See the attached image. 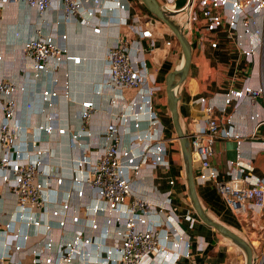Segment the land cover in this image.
I'll list each match as a JSON object with an SVG mask.
<instances>
[{"label": "built area", "instance_id": "built-area-1", "mask_svg": "<svg viewBox=\"0 0 264 264\" xmlns=\"http://www.w3.org/2000/svg\"><path fill=\"white\" fill-rule=\"evenodd\" d=\"M134 1L0 0V8L9 2L26 4L36 10L40 23H44L47 11L55 10L58 14L49 33L39 27L36 35L26 39L22 46L31 61L34 82L43 81L40 102L32 100L27 108L38 107L44 116L43 123L28 126L19 117L16 94L31 84L22 86L13 79L0 78V185L16 197L15 210L0 230V264H25L18 257L22 251L27 252L31 264H178L185 253L189 255L179 251L185 239L177 222L183 216L171 207L166 209L172 201L170 193L158 205L135 191V182L144 178L143 170L150 169L156 172L155 178H161L158 172L169 171L171 163L157 104L160 94L165 93V85L158 83L147 57L150 50L141 42L155 40L154 32L161 21L154 15L143 16L139 12L141 1ZM158 1L185 26L189 40L195 27L199 39L204 41L209 33L223 26L235 29L239 23L246 32L263 35L256 18L264 17V0H194L190 8L179 10L176 0ZM70 23L89 26L98 34L103 28H119L105 58L104 77L95 88L97 94L110 93L107 112L111 119L104 127L103 145L98 151H93L90 142L83 143L92 134L87 125L96 112L92 101L81 104L79 129L61 125V117L54 111L61 96L54 87L58 81L56 73L65 62L81 60L68 52L65 46L68 34L59 29L61 24ZM246 53L256 56L258 52L251 49ZM2 58L0 55V62ZM262 76L259 87H247L232 94L253 99L264 95V68ZM65 97L72 101L67 83ZM200 101L205 121L189 134L194 167L199 172L197 181L215 182L224 202L237 216L252 214L255 219L264 211V176L243 167L239 155L237 161L230 162L227 179L221 177L213 163L215 145L220 138L234 134L232 130L221 129L209 98ZM263 123L259 122L256 128ZM54 134L68 136L70 149L80 153L72 168V192L61 198L53 185L54 182L62 185L64 177L57 174L50 160L53 149L46 148ZM174 183L175 179L170 178L169 184ZM85 186L96 192V198L82 211L74 207L72 197L74 194L84 197ZM99 216L105 217L104 226L99 225ZM53 218L59 228L70 222L78 224L82 219L87 224L89 218L90 228L99 230L100 235L83 237L82 232H77L73 239L57 244L52 240L32 242L30 229L44 226L49 231ZM185 218L191 224L199 220L189 213Z\"/></svg>", "mask_w": 264, "mask_h": 264}, {"label": "crops", "instance_id": "crops-1", "mask_svg": "<svg viewBox=\"0 0 264 264\" xmlns=\"http://www.w3.org/2000/svg\"><path fill=\"white\" fill-rule=\"evenodd\" d=\"M133 2H135L133 0ZM134 4V3H133ZM139 12L143 16L152 15L139 5ZM57 12L49 10L45 13L44 23H40V17L36 10L24 3L9 2L0 8V78L13 79L19 85L31 86L16 94L19 102V117L24 124L34 126L44 122V116L38 107L33 110L27 108V103L32 100L40 102V88L43 81L34 82L33 67L31 61L25 56L22 46L26 39L36 35L39 27L44 33H49L52 24L56 21ZM181 19V16L179 17ZM257 25L263 30V35L246 32L243 24L239 23L235 29L223 26L220 30L208 34L206 40L199 39L197 27H195L190 42L193 48V60L191 70L186 82L178 89V110L180 120L185 132L192 134L205 121V114L201 98H209L215 108L214 116L219 120L222 130H232V137L220 138L216 145L214 165L221 172V177L227 179L226 172L230 170V162L240 161L249 172L258 176H264V123L258 128L259 122H264V95H258L254 99L249 95L234 96L235 91H244L247 87L253 89L263 83L264 68V17L256 18ZM60 32H67L68 39L65 46L68 52L80 57L79 63L73 60L65 62L56 73L58 81L54 87L61 93L56 100L54 111L61 117V125L68 126L71 130L82 126L80 118L81 104L89 100L94 103L96 112L88 125L91 136L85 137L84 142H90L93 151H98L103 145L102 132L105 125L111 119L108 111L110 93L97 94L96 86L102 81L106 70L105 58L112 46L119 28L111 26L103 28L101 33H94L92 28L79 23L61 24ZM16 32L20 35L17 36ZM155 40L143 39L142 44L149 48L147 57L155 73L158 83L166 85V78L170 72L180 67L183 62L182 49L175 46L172 50L167 43L175 39L158 24L154 32ZM133 38H138L132 34ZM154 44V47H153ZM212 44H216L215 47ZM256 50V56H250L247 50ZM66 83L69 84L72 101L65 97ZM158 102V100H157ZM158 110L161 122L164 125V136L168 139V160L171 163L169 171H159L161 178H155L156 172L150 169L143 170V179L135 182V191L142 197L160 205L170 193L171 203L166 209H173L183 216L177 222L178 231L184 236V244L179 248L183 255L178 264H239L242 255L230 240L217 232L214 228L197 220L194 224L188 222L185 216L189 213L198 216L193 209L189 198L185 163L182 156L180 141L176 138V132L167 106L166 91L158 102ZM2 113L0 111V121ZM53 149V157L50 159L58 175L64 177L63 184L54 182L53 187L58 189L59 197H66L72 192L73 181L71 179L75 158L79 157L78 150H71L68 136H51L49 146ZM1 155V149H0ZM175 179L174 185L169 184V179ZM85 196L76 194L72 197L75 208L85 210L91 201L96 198V192L84 187ZM199 198L206 210L213 212L217 220L230 228L237 225L243 230L257 232L260 240L264 239V211L257 218L252 214L237 216L224 202L219 189L213 181H197ZM95 202V201H94ZM16 207V197L4 185H0V230L10 220ZM91 217V216H89ZM99 225L104 226L106 219L99 216ZM82 219L80 223H69L64 228L57 226V219H52L53 227H32L30 229L31 241H49L54 244L73 239L77 232H82L83 237L99 236V230L90 228ZM87 227H86V226ZM172 252L175 250L172 247ZM2 248L0 247V252ZM244 253V252H243ZM25 264H31L27 252H19Z\"/></svg>", "mask_w": 264, "mask_h": 264}, {"label": "water", "instance_id": "water-1", "mask_svg": "<svg viewBox=\"0 0 264 264\" xmlns=\"http://www.w3.org/2000/svg\"><path fill=\"white\" fill-rule=\"evenodd\" d=\"M146 10L163 22L174 34L183 52V62L180 67L170 72L166 78V99L167 106L171 113L172 122L176 132V138L180 141L182 156L185 163L186 180L189 198L193 209L202 222L214 228L225 238L239 247L245 254V264H257L256 254L253 245L237 231L233 230L223 222L215 219L201 202L197 191L198 170L193 163L192 150L190 146L189 134L185 132L180 120L178 102L179 87L187 80L192 66L193 48L190 40L186 37L185 26H181L172 13L164 10L158 0H140ZM194 0H176V9L190 8ZM260 264H264L262 261Z\"/></svg>", "mask_w": 264, "mask_h": 264}, {"label": "rangeland", "instance_id": "rangeland-1", "mask_svg": "<svg viewBox=\"0 0 264 264\" xmlns=\"http://www.w3.org/2000/svg\"><path fill=\"white\" fill-rule=\"evenodd\" d=\"M181 20H182L181 23L184 24V22H185L184 18H181ZM161 28H163L168 33L173 35L172 31L163 22H161ZM175 46H177L178 48L181 49V46H180L179 42L177 41L176 37L173 40V43H171L170 49L172 50L173 48H175ZM161 96H162V94H160V96L158 98V102L160 101ZM158 102H157V104H158ZM211 213H212L211 215L213 217L217 218V216L213 212H211ZM231 227L233 230L237 231L239 234L244 236L253 245V247L255 249L257 264H260L262 261H264V239L260 240V238L256 234L257 232L254 233L250 230H243L242 228H240L237 225H232ZM237 248L239 250V247H237ZM241 253H242V255L240 257V261L242 260V262H239V264H245V254L243 253L242 250H241Z\"/></svg>", "mask_w": 264, "mask_h": 264}, {"label": "trees", "instance_id": "trees-1", "mask_svg": "<svg viewBox=\"0 0 264 264\" xmlns=\"http://www.w3.org/2000/svg\"><path fill=\"white\" fill-rule=\"evenodd\" d=\"M142 5V4H141ZM143 6V5H142ZM143 8H145L144 6H143ZM145 10H146V8H145ZM146 12H148L147 10H146ZM149 13V12H148Z\"/></svg>", "mask_w": 264, "mask_h": 264}, {"label": "bare ground", "instance_id": "bare-ground-1", "mask_svg": "<svg viewBox=\"0 0 264 264\" xmlns=\"http://www.w3.org/2000/svg\"><path fill=\"white\" fill-rule=\"evenodd\" d=\"M178 95V93H176Z\"/></svg>", "mask_w": 264, "mask_h": 264}]
</instances>
